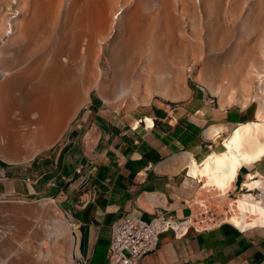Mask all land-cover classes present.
<instances>
[{
    "label": "bare ground",
    "instance_id": "obj_1",
    "mask_svg": "<svg viewBox=\"0 0 264 264\" xmlns=\"http://www.w3.org/2000/svg\"><path fill=\"white\" fill-rule=\"evenodd\" d=\"M10 1L16 6L6 22L0 11V35L9 33L0 47L5 162L30 161L53 145L92 89L116 109L148 104L155 95L178 100L189 95L188 73L224 104L255 101L254 80L262 94L257 120L234 126L219 150L191 157L189 174L225 196L242 164L264 159V0H67L64 11L63 0ZM57 29L63 36H46ZM225 130L213 125L205 135ZM35 137L43 143L31 150ZM258 175L243 185L263 195L243 192L230 202L229 222L240 228L264 225V177ZM59 209L52 199L0 201L7 251L0 264H73L77 228ZM17 242L23 253L13 251Z\"/></svg>",
    "mask_w": 264,
    "mask_h": 264
},
{
    "label": "crops",
    "instance_id": "obj_2",
    "mask_svg": "<svg viewBox=\"0 0 264 264\" xmlns=\"http://www.w3.org/2000/svg\"><path fill=\"white\" fill-rule=\"evenodd\" d=\"M242 115L223 119L198 95L154 99L129 113L91 97L49 151L25 164L0 158V198L55 197L77 228L78 264H107L111 227L124 215L191 221L179 237L162 231L141 264H264V225L240 228L220 217L248 175H264V159L242 164L225 196L188 170L191 157L220 146L206 130Z\"/></svg>",
    "mask_w": 264,
    "mask_h": 264
},
{
    "label": "rangeland",
    "instance_id": "obj_3",
    "mask_svg": "<svg viewBox=\"0 0 264 264\" xmlns=\"http://www.w3.org/2000/svg\"><path fill=\"white\" fill-rule=\"evenodd\" d=\"M26 1H28V0H24L23 2H26ZM66 1L67 0H63V4H62V9H63V11L65 10V8H66V6H67V4H66ZM71 1V0H70ZM4 2V3H3ZM24 4V3H23ZM0 11H4V13H6V15H3V17H4V19H5V22H6V20H7V17L6 16H9V12H10V10H8L9 8H10V5H12L11 4V1L10 0H2L1 2H0ZM143 6V5H142ZM147 6V5H146ZM6 7H7V11L5 10L6 9ZM11 8H12V6H11ZM145 9V8H144ZM143 9V10H144ZM6 11V12H5ZM3 13V14H4ZM8 13V14H7ZM23 13H25V11H23L22 12V14ZM28 13V12H27ZM63 13V12H62ZM63 18H64V16H63V14H62V18H61V22H60V25H59V29H60V26L62 25L61 23H62V21H63ZM3 28V27H2ZM3 30V29H2ZM2 30H0V34L2 35V33L5 31V29H4V31H2ZM61 32V31H60ZM59 32V30L57 29L55 32H53V33H49L50 35H48L47 33H45L46 34V36L48 37H50L51 39L52 38H55V37H58V36H60V34H61V36H63V33L61 32L60 33ZM6 33V32H5ZM7 34H9L8 32H7ZM7 34H4L3 36H1L0 35V47H2V44L6 41V39L8 38V36L6 37V35ZM60 36V37H61ZM1 37H2V39H1ZM65 38H67V37H65ZM69 38V37H68ZM50 39V40H51ZM3 41V42H2ZM229 42V41H228ZM232 45V43L231 42H229L228 44H227V42H226V45H225V47L226 48H229V45ZM191 75V76H190ZM194 75H196V73L194 72ZM188 78H187V85H188V87H189V91L190 92H188L189 93V95L187 94V96L186 97H184V98H182V99H178V100H169L168 98H167V100H164V99H166V98H164L163 99V97H161V96H158V95H155V97L153 96L152 98H151V100H154V99H158V100H162V101H167V102H170V103H178V102H181V101H184V100H186V98H191V96L192 97H195L196 95H198V97L199 98H201L202 100H204L208 105H210L211 107H215V112H219V109H220V111H221V113H222V115H224V116H222L223 117V119H226V117L228 116L229 118H233V117H236L235 115L236 114H243L242 116H240V119H239V121H234L233 120V122H230L231 123V125L230 126H227L226 125V127H227V130H225V131H223V133L222 134H224L223 136H225V135H227L228 134V131H230L234 126H236L238 123H236V122H239V123H241V122H245V121H251V120H257V117H256V115H257V98H259L260 96H262V94H261V92L259 91L260 89L259 88H257V87H260V86H258V81L257 80H254V82H253V91H252V93L254 94V100L255 101H251V103H249L246 107H242L240 104H237V103H234V102H232V103H222V102H220L221 100L219 99V97L216 95V94H214V93H212V92H210V90H209V88H208V86L206 85V83L204 82V80L202 79V78H200V77H195V78H193L192 77V73L190 74V73H188ZM262 79V78H261ZM260 79V80H261ZM0 80H1V74H0ZM264 83V81L262 80L260 83ZM255 86H257L256 88H255ZM258 90V91H257ZM263 96H264V93H263ZM91 97H98L99 99H100V101H101V103H102V105L107 109V110H109V111H111L112 113H129L130 111H132L133 109H135V108H138V107H140L141 105H145V104H136V105H133V106H130V105H125V106H121V108L120 109H116L115 107H113L112 105H110V104H107L106 102H104V100L101 98V96L98 94V92H97V90L96 89H92L91 91H90V98ZM150 100V101H151ZM90 101V100H89ZM88 101V102H89ZM87 103V102H86ZM85 103V104H86ZM84 104V105H85ZM227 104V105H226ZM130 106V107H129ZM221 106V107H220ZM223 106V107H222ZM81 109V108H80ZM79 109V110H80ZM227 114V115H226ZM77 115V114H76ZM75 115V116H76ZM220 115V114H219ZM74 116V117H75ZM74 117L70 120V122L68 123V125H67V127L65 128V130L63 131V133H62V135L66 132V130L68 129V127H69V125H70V123L72 122V120L74 119ZM221 117V116H220ZM236 124V125H235ZM62 135L59 137V139L62 137ZM223 136L222 135H219V136H215L214 138H216L217 137V139L219 138V141H220V144H221V142H222V139H223ZM58 139V140H59ZM58 140H56V142L53 144V145H51V146H49V147H45V148H42V149H40L39 151H37V153L35 154V155H38V154H41V153H45L46 151H49L51 148H53L55 145H56V143L58 142ZM43 141V139L42 138H37V137H35L34 138V140L31 142V145H30V149L31 150H36V149H38L40 146H41V144L43 143L42 142ZM218 148V149H217ZM219 148H220V146L218 147H216V149L215 150H219ZM214 150V151H215ZM31 161V160H30ZM27 162H29V161H22L21 163H19V164H25V163H27ZM16 164V163H15ZM259 176V175H258ZM263 177H264V175H263ZM214 190V189H213ZM216 192H218L217 190H215ZM243 192H249V191H247L246 189L245 190H242L240 193H238V195H236L235 197H233V199L234 198H238V197H240L239 195L241 194V193H243ZM249 193H252L255 197H259L261 194L263 195V191L261 190V189H259V188H255V189H252V190H250V192ZM55 200V202H56V204L58 205V207H59V204H58V201H57V199H55V197H46V196H43V197H37V198H24V199H22V198H0V201H24V202H27V203H36V202H43V201H45V200ZM233 199H230L229 200V202H228V207H226V210H227V212L226 213H222V215L220 216V217H225L228 221H229V219H230V217H231V215H232V207H230V202L233 200ZM60 208V207H59ZM59 213H60V216H65L63 213H62V211H61V209H59V211H58ZM66 217V216H65ZM12 245H13V247H15V249L13 250L16 254L17 253H19L20 251L23 253L24 251H25V248H23V246L19 243V242H17V243H11ZM5 246H6V244H5V242H4V240H0V258H5V256L7 255V251L4 249L5 248ZM19 251V252H18ZM10 260H12V258L10 257ZM15 260H17V259H15ZM20 262V261H19ZM27 264V263H26ZM73 264H78V262H77V260H76V257H74V262H73Z\"/></svg>",
    "mask_w": 264,
    "mask_h": 264
},
{
    "label": "built area",
    "instance_id": "obj_4",
    "mask_svg": "<svg viewBox=\"0 0 264 264\" xmlns=\"http://www.w3.org/2000/svg\"><path fill=\"white\" fill-rule=\"evenodd\" d=\"M11 6L8 9L9 14L16 6L14 1ZM26 180L31 181L28 177ZM191 225L188 218L175 220L156 216L150 221H145L136 216L124 215L111 227L107 264H141L144 256L156 247L158 235L162 231L171 229L174 235L179 237L185 234Z\"/></svg>",
    "mask_w": 264,
    "mask_h": 264
}]
</instances>
